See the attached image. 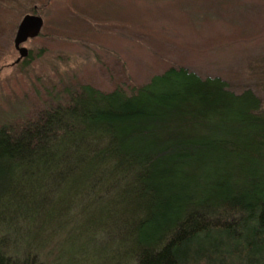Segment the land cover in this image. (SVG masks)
Returning <instances> with one entry per match:
<instances>
[{
    "label": "trees",
    "instance_id": "obj_1",
    "mask_svg": "<svg viewBox=\"0 0 264 264\" xmlns=\"http://www.w3.org/2000/svg\"><path fill=\"white\" fill-rule=\"evenodd\" d=\"M227 84L169 66L128 89H58L2 124L0 264H39L12 237L95 199L129 226L117 264H264L263 102Z\"/></svg>",
    "mask_w": 264,
    "mask_h": 264
},
{
    "label": "rangeland",
    "instance_id": "obj_2",
    "mask_svg": "<svg viewBox=\"0 0 264 264\" xmlns=\"http://www.w3.org/2000/svg\"><path fill=\"white\" fill-rule=\"evenodd\" d=\"M25 13L42 26L13 62ZM169 66L218 76L232 92L250 89L264 108V0H0V126L35 118L58 89H128ZM41 221L9 242L36 252L39 264H117L129 227L118 225L117 205L96 199Z\"/></svg>",
    "mask_w": 264,
    "mask_h": 264
},
{
    "label": "water",
    "instance_id": "obj_3",
    "mask_svg": "<svg viewBox=\"0 0 264 264\" xmlns=\"http://www.w3.org/2000/svg\"><path fill=\"white\" fill-rule=\"evenodd\" d=\"M42 26V18L39 15L33 13H25L21 17V21L18 22L16 31L13 37V47L17 52V57L13 62H18V60L26 56L28 50L20 45L27 37L32 38L39 33Z\"/></svg>",
    "mask_w": 264,
    "mask_h": 264
}]
</instances>
